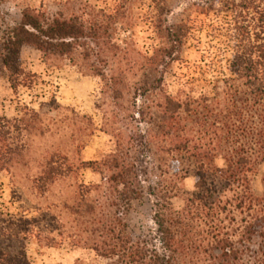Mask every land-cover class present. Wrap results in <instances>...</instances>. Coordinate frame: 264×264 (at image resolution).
<instances>
[{
	"label": "trees",
	"instance_id": "16d2710c",
	"mask_svg": "<svg viewBox=\"0 0 264 264\" xmlns=\"http://www.w3.org/2000/svg\"><path fill=\"white\" fill-rule=\"evenodd\" d=\"M14 1L0 0V5ZM119 1L122 5L114 9L86 4L70 16L26 7L21 19L0 35V65L15 94L21 88L32 90L38 80L22 64V51L29 47L47 65L52 59L69 62L99 79L102 94L115 102L132 92L151 102L131 117L140 118L147 132H120L116 151L101 161L75 167L65 145L44 151L33 181L38 194L46 195L79 170L99 175L101 183L80 184L72 203L47 206L39 218L23 219V242L34 228H51L72 247L90 250L107 264H264V197L253 188L257 168L264 164V0H182L185 7L177 23L167 18L170 0H152L154 28L162 41L152 57L117 42L128 0ZM212 18L225 25L232 50L229 71L245 89L243 97L229 80V91L213 98L209 92L184 101L168 95L163 91L166 74L181 61L192 32ZM238 101L250 114L249 128ZM46 109L72 113L94 126L92 117L80 118L56 97L39 110L23 106L21 116L1 117L0 177L30 155L36 139L69 132V126L48 129ZM151 155L166 162L169 182L150 183L146 160ZM219 159L224 167L217 165ZM190 175L192 192L183 187ZM145 195L153 199L156 234L136 240L126 218L133 202ZM176 198L183 201L181 208L174 206ZM53 208L58 216L51 214ZM13 242L9 231L0 233V264H31L25 244L16 251Z\"/></svg>",
	"mask_w": 264,
	"mask_h": 264
},
{
	"label": "rangeland",
	"instance_id": "374dc122",
	"mask_svg": "<svg viewBox=\"0 0 264 264\" xmlns=\"http://www.w3.org/2000/svg\"><path fill=\"white\" fill-rule=\"evenodd\" d=\"M86 4L114 9L121 3L119 0H15L0 5V35L4 33L6 25L21 19L26 7L43 10L49 14L62 12L65 16H70L79 14L81 7ZM184 5L182 0H170L171 11L167 16L168 20L172 23L179 22ZM154 14L152 0H128L125 3V19L118 25L116 39L119 45L145 57H152L162 46L154 28ZM224 28L222 20L212 18L205 28H197L192 32L186 42L181 61L174 63L166 74L163 85L165 93L183 101L187 96L200 99L206 92L213 98L217 92L229 91L225 84V81L229 80V84L241 91L243 97L245 89L229 71L232 50ZM135 58L133 55L132 59ZM21 60L27 71L38 76L37 83L32 90L21 88L18 94H15L10 87L6 71L0 65V118L12 119L21 116L23 106L39 110L42 104L50 103L52 98L56 97L63 108L73 109L80 118L92 117L94 126L83 123L72 113L63 110H45L48 129L55 131L69 126L70 130L54 139H36L30 155L10 173H4L0 177V233L9 231L13 234L16 251L25 244L31 264H107V261L96 257L90 250L72 247L69 240L61 239L51 228L41 231L34 228V235H29L23 242V219L39 218L40 210L47 206L72 203L78 185H98L101 183V177L87 170H79L68 180L58 183L44 196L35 191L33 181L39 174L44 151L54 144L68 147L71 150L72 162L75 167H79L81 162L101 161L113 154L116 151V135L120 132H147L149 127L146 124L140 125V120H137L140 118L135 116V120H132L131 117L141 110L142 105H151V102L135 96L134 92L124 100L115 102L102 94L103 85L99 79L82 74L69 62L52 59L47 65L43 55L29 47L23 49ZM155 97H152L151 101H154ZM237 103L242 108V118L244 117L249 128L250 114L244 112L243 101ZM65 118L68 120L65 121ZM146 162L150 168L151 184L157 186L169 182V176L165 174L166 162L163 163L154 155L149 156ZM217 165L224 167L225 161L219 159ZM183 187L188 192L194 191L192 175L184 181ZM253 188L258 197H264V164L257 168ZM173 204L176 208H181L183 201L176 198ZM53 209L51 214L58 216L59 211ZM63 219L65 222L69 221L67 216ZM126 220L136 240L155 236L153 199L145 195L134 201Z\"/></svg>",
	"mask_w": 264,
	"mask_h": 264
}]
</instances>
